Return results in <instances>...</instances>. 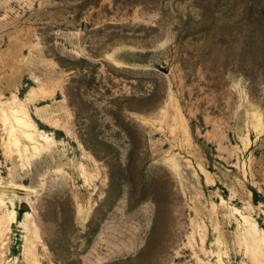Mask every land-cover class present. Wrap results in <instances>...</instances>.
I'll return each mask as SVG.
<instances>
[{"label": "rangeland", "instance_id": "374dc122", "mask_svg": "<svg viewBox=\"0 0 264 264\" xmlns=\"http://www.w3.org/2000/svg\"><path fill=\"white\" fill-rule=\"evenodd\" d=\"M0 264H264V0H0Z\"/></svg>", "mask_w": 264, "mask_h": 264}, {"label": "bare ground", "instance_id": "6f19581e", "mask_svg": "<svg viewBox=\"0 0 264 264\" xmlns=\"http://www.w3.org/2000/svg\"><path fill=\"white\" fill-rule=\"evenodd\" d=\"M15 116H17V115H15ZM46 118V117H45ZM16 119V121H17V123L19 124V125H21L22 127L24 126V125H28V124H26L21 118H19V117H16L15 118ZM46 120H48V119H46ZM29 122H31V121H29ZM30 125V124H29ZM29 125H28V127H29ZM30 127H33V124L32 125H30ZM26 134V133H25ZM28 134H30V133H28ZM27 134V135H28ZM32 135V134H31ZM28 136H30V135H28ZM31 137V136H30ZM27 139H29V138H27ZM31 139V138H30ZM40 148V147H39ZM34 149H36V148H34ZM39 150V149H38Z\"/></svg>", "mask_w": 264, "mask_h": 264}, {"label": "water", "instance_id": "95a60500", "mask_svg": "<svg viewBox=\"0 0 264 264\" xmlns=\"http://www.w3.org/2000/svg\"><path fill=\"white\" fill-rule=\"evenodd\" d=\"M19 193H20V194H26V192H22V191L19 192ZM25 208H26V206L24 205V206H23V210H24Z\"/></svg>", "mask_w": 264, "mask_h": 264}, {"label": "trees", "instance_id": "16d2710c", "mask_svg": "<svg viewBox=\"0 0 264 264\" xmlns=\"http://www.w3.org/2000/svg\"><path fill=\"white\" fill-rule=\"evenodd\" d=\"M256 195V194H254ZM17 251V248H14V255H17L18 253H15Z\"/></svg>", "mask_w": 264, "mask_h": 264}]
</instances>
